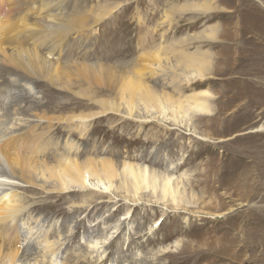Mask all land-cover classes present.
Segmentation results:
<instances>
[{"label": "rangeland", "instance_id": "rangeland-1", "mask_svg": "<svg viewBox=\"0 0 264 264\" xmlns=\"http://www.w3.org/2000/svg\"><path fill=\"white\" fill-rule=\"evenodd\" d=\"M204 1L216 10L206 15L194 6L183 10L188 4ZM61 3L60 12L64 18L61 16L62 21L58 22L68 24L69 28L65 29L67 33L56 34L51 39L64 38V46H59L53 54L62 65L73 68L74 80L85 79L78 81L81 85L76 81L74 90L58 96L52 106L49 87L35 82L47 72L46 67H34L30 74H26L21 69H14L0 54V68L11 73L3 82L0 78V144L31 131L45 132L44 137L53 141L61 137L65 141L61 146L69 141L67 144L71 146L63 148L76 151L79 159L107 157L115 162L118 171L124 160L132 161L146 166L151 172L156 170L160 175H172L180 202L175 206L169 198L162 199L161 190L154 193L151 189L142 190L137 196L139 200L133 198V193L127 191L128 185L122 184L124 175L121 170L120 176L112 183L98 181L86 174L85 189L59 195L53 193V182L45 181L41 176L36 180L45 181L44 187L26 183L19 177V168L13 167L15 163L3 154L0 145V179L7 177L0 181V196L9 191L19 192L25 194V202L28 201L23 214L15 221L23 226L22 240L15 236L11 242H22L18 253L21 261L17 264L56 263L48 258L51 257L49 253H43L39 243L35 244L39 237L44 238L43 233L39 234L41 224L46 225L48 232L56 233H52L54 238L51 240L57 242L61 239L60 244L66 242L60 246V249L63 245L66 247L58 251V262L74 264L71 258L79 246L78 249L84 248L86 252L88 242L97 235L103 237L113 233L111 241H103L99 248L96 246L104 253L107 251L106 262L99 264H264V0H62ZM117 3L120 5L107 18L94 23L93 20L98 19L94 16L103 6L108 8ZM51 5L45 7L47 12L52 13ZM11 6V0L0 1L1 19L16 17L17 9L14 6L12 11ZM165 13L169 14V21L164 20ZM70 21L92 26L74 32L76 26ZM160 22L164 23L158 25ZM29 23L34 28L42 23V34L57 27L46 21ZM155 25L158 30L154 29ZM209 27L218 31L217 38L191 40L190 45L187 43L184 47L180 46L182 43L177 44L178 49H187L184 52L200 51L204 60H208L207 51L211 53L212 63L205 65L208 73L204 77L198 76L187 84V75L193 77L190 72L164 70L149 77V84L157 91L164 90L175 96L178 91L189 95L207 90L210 112L193 114L190 120L184 118L176 126L157 113L148 114L150 117L142 123L126 118L127 110L122 107L119 113L100 115L88 123H80V126H77L79 121L59 123L51 119L73 112H88L90 107L87 104L94 102L79 96L77 91L81 89L80 93L86 88L93 90V98L110 100L119 97L103 81L93 86L88 75L82 76L81 65L127 62L129 67L125 70H132L135 65L131 66L132 62L139 55L149 54L158 44L168 45L183 37L206 32ZM83 34L85 36L80 37ZM17 36L20 38L19 34ZM17 36H14V44L20 46L22 40L16 39ZM34 38L36 41L30 44L32 47L41 52L49 51L47 36L35 35ZM105 52L112 53L110 58H103ZM170 56V62L183 60L180 53L177 57ZM20 75H25L27 81L21 82ZM6 79H9L8 83ZM53 82L57 87L62 86L60 81L53 79ZM99 88L101 91L105 88L103 94ZM79 97L84 98L82 103ZM67 106L70 110L66 109ZM100 108L95 105L91 110ZM20 138L15 140L14 146H21ZM49 152L47 149L39 154V158L58 156ZM15 153L25 154L21 150H14L13 155ZM106 186L109 190L105 189ZM39 216L46 220L30 222ZM78 234L80 237L77 238ZM82 235L86 236L87 242L81 241Z\"/></svg>", "mask_w": 264, "mask_h": 264}, {"label": "bare ground", "instance_id": "bare-ground-1", "mask_svg": "<svg viewBox=\"0 0 264 264\" xmlns=\"http://www.w3.org/2000/svg\"><path fill=\"white\" fill-rule=\"evenodd\" d=\"M0 1H2V0H0ZM11 1H12V6H11L12 11L14 10V6L17 9V12L15 13L16 17H14V16L10 17V15H11L10 14L9 15L10 18L8 17L9 19H7V20L0 18V33H1L0 34V54L3 55V58L6 59L8 61V63H10L14 67V69H16V70L21 69V70L25 71L26 74H30V71L34 67H39V66L46 67L47 72L42 77H37V78H40V80H36L35 82L39 85H44V86L49 87L48 88V95L51 97L49 100V103L52 106H54V104L56 103L57 97L61 96L62 94L65 95L66 91L69 92L70 89L74 90L73 87H74V85H76V81H77V80L73 79V76L74 75L76 76V74L73 73V71H74V70H72L73 68L71 66L62 65L59 62L58 58L55 57L56 55L53 54V53L56 54V49L59 46L63 45L64 38L62 39V37H61L58 41L51 40V39L54 38L55 36H57L56 34H64L62 32L67 33L65 31V29L69 28L68 24L62 25V22H58V21H62L61 16L64 18L63 12H62V15L60 12V9L62 6V3H61L62 0H11ZM47 5L52 6V8H51L52 13L47 12V9L45 8ZM119 5H120V3H117L113 6L108 7V8H107V6H103V8H101L100 11L97 12V13H99V14H97L99 16H97V15L94 16L95 18H98L96 21L93 20L94 23L100 22L101 20L107 18V16L110 15L113 11H115ZM192 6H194L198 11H200L201 14L205 13V15L216 10V7H214L212 4H209V2H207V1L196 3V4H188L187 6H185V8H183V10L189 9ZM43 13H45V14L43 15ZM168 15H169L168 13L167 14L165 13V15H164L165 19L164 20H167L169 18ZM230 15H232V14H230ZM163 18H162V20H163ZM29 21L52 22V24L55 25L54 27H56V26L57 27L55 28V30H47V33L42 34L44 32L42 29L43 24L39 23V25L42 27L39 26V27L34 28L32 23H29ZM168 21H169V19H168ZM72 22L74 23L76 21H72ZM79 22H80L79 25H78V23H76L77 24L76 25V24L71 23V21H70L71 24L76 26L74 28V32L79 31V30L81 32L82 30L84 31V30L88 29V27L92 26V25L91 26L87 25L86 23L85 24L87 26H85V25L82 26L83 22H81V21H79ZM20 23L22 25H20ZM163 23L164 22H160V23H158V25H162ZM93 25H95V24H93ZM241 25H242V23H241ZM154 29L158 30L159 28H158V26L155 25ZM209 29H206V32H201V33L199 32L196 34H192V35L183 37L182 39H180L177 42L172 41V43H169L168 45L158 44L157 47L153 48V50L150 51L151 53L149 52V54L145 53V54L139 55V57L136 60H134L131 64V66H132L135 63V65L132 66L133 67L132 70H125V67L126 68L129 67V64L126 65L127 62L125 64H118L117 62L110 64V63H104L103 62L104 64L101 63L102 65L101 64H93V63L90 65H87V66L81 65L80 66V72L82 73V76L88 75L89 78L92 79L93 82L95 83L94 84L92 82L93 86L98 85L99 81H103L109 87V89L115 90V92L117 94H119L116 96H119V97H115L114 99H110V100L106 99V98H104V99L93 98L92 97V91L93 90H89L86 88L85 91L80 93L82 91V89H81V90L77 91L78 95L82 96V97H88L91 99V101L94 102V103L87 104L90 107V110L93 109L95 105H97L101 108L99 110H94V111L89 110L88 112H83V111H80L79 113L73 112V113L66 115V116H63V115L62 116H55L54 118H51V119H54V121L56 119L57 122H59V123H61V122L62 123H72V121H79V124H77V126L78 125L80 126V123H88L89 121L98 118L100 115L104 116V114H110V113H116V112L119 113V111H121V107H122V108H126V110H127V114L125 115V116H127L126 118H133L139 122L141 121V123H142V122L147 120L146 118L150 117V116H148V114H156L157 113L159 116H162V119H165L166 121H169V122L172 121L173 124H175V126H176L180 123V120L182 121L184 118L190 120L193 117V114L194 115H200V114L210 112L209 92L207 90H203L200 93H194V94H189V95H183L181 91H178L177 95L175 96V94H172L171 92H166L164 90L157 91L156 88H154V86L149 84V77L155 76L154 74H156V73L158 74V72L161 73L164 70L176 71V69H181L182 72H190V75H193V77L187 75L188 76L186 78L187 84H188V82L194 80L198 76L204 77L206 75V73H208V67H206L205 65L206 64L210 65L212 63L210 58H209L211 53H209V51H207L208 60H206V59L204 60V57L199 55L200 51L196 50L193 52H189V51L184 52V50H187V49L186 48L185 49H178L177 44L182 43L183 45H180V46L184 47L185 44L187 45V43L190 42L191 40L205 39V38H209V39L213 40V37L217 38L218 37V31L216 29H213L212 27H209ZM18 34H19L20 38L17 36ZM216 34H217V36H216ZM35 35H38V37H41L43 35L48 37L46 44H47V47L49 48V51L41 52V51L37 50L34 46L32 47L30 45L31 43L36 41V39L34 38ZM152 35H154V33ZM242 35H243V33H242ZM14 36H17L16 39L22 40L20 42V46H16V44H14V40H13ZM83 36H85V35L84 34L80 35V37H83ZM25 43H28V45ZM101 43H102L101 41L98 42L99 45H101ZM39 45L44 46V44H42V43H39ZM188 45H190V44L188 43ZM10 50H12V51H10ZM228 50H231V47ZM116 53H118V52H116ZM179 53L181 55L180 59H183V60L179 63L178 62H170V60H171L170 55L177 57V55ZM111 54L112 53H110V52H105V55H103V53H102V56H103V58H110ZM24 56L26 58L25 60L23 59ZM96 56H97V54H96ZM205 58H206V56H205ZM0 60H2V59H0ZM163 60H166L168 62H166V64H165L163 62ZM164 65H167V66H164ZM10 74L11 73L9 71H6V69L0 68V78H2V82L6 77H10ZM20 76L21 77H19V78L21 79L20 80L21 82L27 81L25 75H20ZM83 78L85 79V77H83ZM83 78H81L79 80L81 81ZM53 79H55V81H60L62 86L57 87L54 84ZM5 81H7L6 83H8L9 79H6ZM0 82H1V80H0ZM88 82H89V80H88ZM78 83H77V85L80 84V83L79 84ZM89 84H91V82ZM91 88L92 87L90 86V89ZM99 91H101L100 88H99ZM102 91L100 93L103 94ZM69 94H70V92H69ZM71 97L72 96H70V98ZM82 97H79V99L81 100L80 103H82V99H84ZM16 99L18 100L19 98H16ZM13 102H14V100H13ZM78 105H76V106H78ZM66 109L70 110V108L68 106L66 107ZM137 111H139V113ZM151 111H154V113H151ZM141 112H145V114L141 113ZM152 116H154V115H152ZM151 121L152 120H150V122ZM186 122H188V121H186ZM0 124H1V122H0ZM11 126H12V124H11ZM7 130L10 131V128ZM44 133L45 132L36 133L34 131H31V132L24 134L28 138L24 137L23 134L19 135L18 137L15 136L17 138L22 137V138H20V140H21L20 145L21 146H19V147L14 146V142L17 139L14 137L11 139L9 138L6 142H3L2 144H0L2 147L3 154L6 156L8 155L10 157V159L13 161V163H15V164H13V167L19 168V177L24 179L25 182L28 183L29 185L30 184H32V185L36 184L38 186L44 187L45 181H48L51 183L53 182L52 183L53 184L52 186L54 189V191L52 190L53 193H57V194L61 195V194H66L69 191L74 192L76 190L78 191V189L79 190L85 189L87 186L85 182L88 179V178H86V180H85L86 174H89L90 176L97 178V180L98 179L99 180H106L107 182L112 183L116 179V177L120 176L119 171L121 170L122 174L124 175V179L122 178V184H124V186L128 185L127 191L129 193H133V195H134L133 198H136L139 200L140 198H138L137 196L140 194V192L142 190L151 189L154 193H157L158 190H161L162 199L169 198L172 202H174V204H176L175 206H177V203L180 202V200L178 201L176 194H175V191L177 189H175V187L173 186L172 175H168V174H161L160 175L159 172L156 170L151 172L149 170V168H147L146 166L136 164L132 161H125L124 160V162H122L121 167L119 168V171H118V168H116L117 165L115 164V162L112 159H109L107 157H98L97 158L94 156H86L83 159L82 158L79 159L76 151H72L71 148H67V149L63 148L65 146L66 147L71 146V144H69V145L67 144L69 141H67L63 146H61V144H63V142H65L63 138L58 137L55 141H53V139L50 137L48 139H46L44 137ZM11 134L13 135V132H11ZM47 134H48V132H47ZM12 135H10V136H12ZM31 136L35 137L38 140L37 145L31 144V142H30ZM48 141H50V143ZM54 143L56 144L55 147L52 146ZM58 145L60 146L59 148H57ZM35 147H36V149H34ZM13 148H15V149H13ZM60 148L63 150L62 152L58 151ZM47 149L50 150L49 154L54 155L55 153H57L58 156H55V158H51V159H48V158L45 159L44 157L39 158V154L45 153V151H47ZM14 150H21L25 154L20 156V155L15 153V155H13ZM36 150H38V151H36ZM49 154L45 157H48ZM9 166H11V163ZM8 170H9V168H8ZM39 176H41V178H44L45 181L43 180L44 181L43 183H40V179H39V181L36 180V179H38ZM93 177H91V178H93ZM6 178H2V179H0V181H4V180H6ZM100 182H98V183H100ZM92 183H94V182H92ZM176 184H178V183H176ZM95 186H97V185H95ZM109 186H106L105 189L109 190ZM97 188H100V186ZM177 188H178V186H177ZM3 193H5V192H3ZM24 195L20 194L19 192H10L9 191V192L3 194L2 196H0V264H17L18 261H21V258L20 257L18 258V253H19V248H20L22 242L20 241L19 244L11 243V242H13L14 238H12L10 235L16 236L17 240H22L21 239V236H22L21 228H23V226L18 225L17 224L18 222L17 223L15 222L16 221L15 218L17 217V220H18V217L20 216V214H23V210L27 207L26 203L28 201L25 202V196ZM129 214L130 213H127L128 216H129ZM122 216H124V215H122ZM32 219H34V217ZM42 219L46 220V218H40V216L35 220L41 221ZM119 219H120V217H119ZM13 220H14V222H13ZM28 221H30V220H28ZM45 228H46V226H45ZM3 229H5V231L7 232L6 234L4 233ZM29 229L27 230V233H29L28 232ZM35 229L37 231L38 228H35ZM39 229H38V231H39ZM17 230H20V231H17ZM32 231L34 232V230H32ZM46 231L48 232L50 230L46 229ZM72 231H73V229H71L70 233ZM115 231H117V230H115ZM33 232L31 234H33ZM53 232L54 231L48 232V234L44 233V231L41 232L44 234L43 235L44 238L41 239L39 237L38 241H36L35 244L39 243V245L43 249L44 254L49 253L51 255V257L49 256L48 258L49 259L52 258V261L56 262L53 264H71V262L67 263L68 261L67 262L66 261L58 262L59 261V260H57L58 251L61 250L62 247L63 248L66 247L63 245L60 249V246L62 244H65L66 242H63L60 244L58 242H60L61 239L58 240L57 242H55V239L51 240V238L53 237V234H52ZM41 233H39V234L41 235ZM70 233H68V234L70 235ZM88 234L89 233H87V235ZM34 235H36V233H34ZM32 236L33 235L30 236L31 239H32ZM95 236H93V237H95ZM24 237L26 239L27 234ZM78 237H80L79 234L77 235V238ZM81 237H82L81 238L82 242L84 240L86 241L85 235H82ZM113 237H114L113 233L112 234H106L103 237H100L97 235L95 239L90 240L88 242L89 243V246H88L89 249L86 250V252H84V248H83V250L78 249L80 246L76 249L77 251L76 250L74 251L73 256L71 258L72 262L74 264H84V263L85 264H95L94 262H96V264H99V263L106 262L107 258L105 255L107 254V251L104 253V250H98L97 247L99 248V245L103 241H104V243L111 241L113 239ZM39 239H41V240H39ZM62 239H63V237H62ZM33 240L35 241V239H33ZM64 241H66V240H64ZM26 242H27V239H26ZM86 242H85V244H86ZM27 244H28V242H27ZM32 245H33V243H32ZM39 245H37V246H39ZM31 249L34 250L35 248H31ZM40 253H41V251H40ZM60 254H62V253H59V255ZM29 255H31V254H29ZM68 256H70V255H68ZM23 261H25V260L23 259ZM112 261H114V260H112Z\"/></svg>", "mask_w": 264, "mask_h": 264}]
</instances>
